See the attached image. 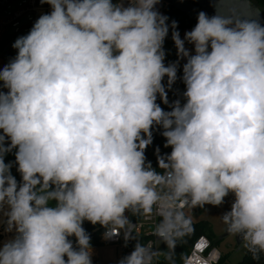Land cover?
Returning <instances> with one entry per match:
<instances>
[{"label": "clouds", "instance_id": "1", "mask_svg": "<svg viewBox=\"0 0 264 264\" xmlns=\"http://www.w3.org/2000/svg\"><path fill=\"white\" fill-rule=\"evenodd\" d=\"M40 2L51 11L0 67V223L15 232L0 264H92L85 221L135 240L118 264H174L192 210L230 194L225 231L264 264V24L248 0H216L183 38L160 0ZM181 59L184 102L166 111ZM156 127L171 151L154 168ZM129 214L155 221V243L128 230Z\"/></svg>", "mask_w": 264, "mask_h": 264}, {"label": "trees", "instance_id": "2", "mask_svg": "<svg viewBox=\"0 0 264 264\" xmlns=\"http://www.w3.org/2000/svg\"><path fill=\"white\" fill-rule=\"evenodd\" d=\"M257 2L262 7H264V0H257ZM160 13L168 17L169 25H171L173 21L176 22L177 27L175 30H177L180 33L181 38L184 31L188 29H192L196 24L194 21L189 19V17H187L184 13L169 5H165L164 7H162ZM172 30L173 29L170 27L169 35L164 42V50L166 53V59H165L166 64L177 61L176 48L171 38ZM177 75H178L177 81L172 85L171 89L168 90V104H163L160 102L159 98L157 99V103H161V107L164 108L166 111L170 110L169 105H171L173 101L180 100L181 103L184 102L183 92L185 91V85L183 84L182 80L179 79V77L182 75V72L179 70V68ZM165 84H167V78H165ZM162 131L163 129L159 127L153 129L152 143L145 150L146 163L150 162L154 168L157 166L158 157H162L171 151L170 148L165 147V138L161 135ZM14 151L15 150H13V152L9 153L6 156V162H13L12 173L13 175L16 176L17 180L19 181L20 175L19 173L16 172V167L14 164V159H15ZM159 164H160V168H163L165 166L163 160H160ZM140 217L141 216H134L132 214H129L128 218L129 220H137ZM83 227L86 230V232L90 235L91 248H98L105 245V243L102 242L101 240V234L104 230V227L100 226L99 224L93 225L87 221L84 222ZM200 235H206L208 238H210L213 241V234L209 222L207 221H199L196 223L193 222V230L178 245V247L176 248L173 254L174 264H179L182 260L185 259L194 241ZM70 239H73L74 242V237ZM213 243L215 244L214 241ZM127 244L130 247L133 245V241L129 240ZM160 248H164V245L161 244ZM92 264H109V263L102 262L98 259H92ZM216 264H231V263H228L226 258L222 255ZM234 264H260V262L253 261L251 256L247 253V251H245L242 258L239 261L235 262Z\"/></svg>", "mask_w": 264, "mask_h": 264}, {"label": "built area", "instance_id": "3", "mask_svg": "<svg viewBox=\"0 0 264 264\" xmlns=\"http://www.w3.org/2000/svg\"><path fill=\"white\" fill-rule=\"evenodd\" d=\"M159 3L161 6L156 7V10L160 12V8L164 6L165 2L160 0ZM126 5L127 0H125V6ZM50 11L51 7L47 4H42L40 0H0V40L2 34L8 27L13 28L15 33L19 32L21 29L27 31L31 29L30 25L34 24L39 16L49 13ZM23 18L27 20V24H21ZM16 54L17 50L6 55L9 62L15 58ZM184 62L183 59L179 60L178 68L181 72ZM3 66L4 63L0 59V67ZM129 221L130 223L127 225V228L137 238L149 244L156 242V237L153 232L154 220L148 217H140L137 220ZM108 227L109 234H118L111 236V238H105L106 229L104 228L101 234V240L105 245H113L115 247V250L120 255V261L132 251L135 240H132L133 245L129 247L127 244L129 240L126 241L124 239L123 230H121L119 226L109 225ZM159 246H161V244ZM221 256L222 254L213 241L206 235H200L194 241L185 259L179 264H216Z\"/></svg>", "mask_w": 264, "mask_h": 264}, {"label": "rangeland", "instance_id": "4", "mask_svg": "<svg viewBox=\"0 0 264 264\" xmlns=\"http://www.w3.org/2000/svg\"><path fill=\"white\" fill-rule=\"evenodd\" d=\"M166 4H164L165 6ZM162 6V7H164ZM162 8H160L161 10ZM3 14V13H2ZM27 24V20L23 18L21 20V24ZM33 24L30 25L32 28ZM30 31H23L22 29L15 33L14 29L11 27H8L4 33L2 34L1 40H0V56L2 59V62L4 65L9 63V60L7 56H4L2 52L4 51H10L14 50L15 48L12 47L13 43L18 37L27 35ZM190 31V30H187ZM184 31L182 38L184 37V33L187 32ZM185 46L189 49L192 48V45L188 44L186 42ZM4 48V49H3ZM16 56V55H15ZM233 202V196L230 194L225 198V202L220 205L219 207H215L212 205H205L203 208H195L192 210L193 215V222H199V221H207L210 223L211 231L213 234V241L215 242V246L220 251V253L226 258L228 263L234 264L235 262L239 261L243 254L245 253V249L243 248V241L241 243V246L238 247L235 243V236L228 234L227 236H224L225 233V226L223 225L220 217L226 212L230 210L231 203ZM3 223H0V228L3 227ZM0 231V244L9 241L7 236L5 239H3V236L7 235V232L1 233ZM10 233V232H8ZM11 237L10 239H12ZM92 251H96L93 252ZM91 257L96 256L91 259H98L102 262L109 263V264H117L119 262L120 255L115 250V247L113 245H103L98 248H91Z\"/></svg>", "mask_w": 264, "mask_h": 264}, {"label": "water", "instance_id": "5", "mask_svg": "<svg viewBox=\"0 0 264 264\" xmlns=\"http://www.w3.org/2000/svg\"><path fill=\"white\" fill-rule=\"evenodd\" d=\"M166 5L172 6L175 9L184 13L189 19L197 22V14L201 11L207 13L209 16L215 14L217 11L216 0H162ZM221 7V6H218ZM247 12L251 18L258 19L261 24H264V7H262L257 0H248L245 5ZM7 91V89H4ZM228 233L225 231L224 236ZM235 243L238 247L241 246L242 240L235 237Z\"/></svg>", "mask_w": 264, "mask_h": 264}, {"label": "crops", "instance_id": "6", "mask_svg": "<svg viewBox=\"0 0 264 264\" xmlns=\"http://www.w3.org/2000/svg\"><path fill=\"white\" fill-rule=\"evenodd\" d=\"M158 6H161L160 5V3H158L157 5H156V7H158ZM41 15V14H40ZM188 30H191V29H188ZM187 31V30H186ZM4 49V48H3ZM16 49H14V50H10V51H4L2 54H4V56H6L7 54H9V53H11V52H13V51H15ZM1 57H3V56H0V59H1ZM2 60V59H1ZM4 224V223H3ZM6 224H4L3 225V227L2 228H0V231H2L1 233H4V232H7L6 230ZM14 235H15V232L13 231V232H10V233H8L7 232V235H5V236H3V239H5V237L7 236V238L10 240V238L11 237H14ZM92 250H93V248H92ZM93 252V254H94V252H96V251H92ZM97 256V255H96ZM96 256H92L91 258H94V257H96Z\"/></svg>", "mask_w": 264, "mask_h": 264}]
</instances>
